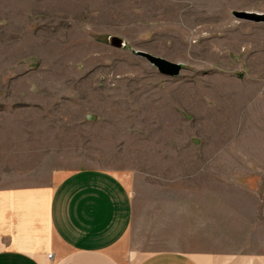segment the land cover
<instances>
[{"label": "rangeland", "instance_id": "rangeland-1", "mask_svg": "<svg viewBox=\"0 0 264 264\" xmlns=\"http://www.w3.org/2000/svg\"><path fill=\"white\" fill-rule=\"evenodd\" d=\"M234 12L264 0H0V186L127 177L143 256L190 250V188L264 197V19Z\"/></svg>", "mask_w": 264, "mask_h": 264}, {"label": "crops", "instance_id": "crops-1", "mask_svg": "<svg viewBox=\"0 0 264 264\" xmlns=\"http://www.w3.org/2000/svg\"><path fill=\"white\" fill-rule=\"evenodd\" d=\"M216 178L229 184L224 172ZM126 179L78 169L55 182L0 186V264H264L260 189L242 187L231 201L228 186L190 188V250L143 256L130 245Z\"/></svg>", "mask_w": 264, "mask_h": 264}, {"label": "water", "instance_id": "water-1", "mask_svg": "<svg viewBox=\"0 0 264 264\" xmlns=\"http://www.w3.org/2000/svg\"><path fill=\"white\" fill-rule=\"evenodd\" d=\"M233 15L236 18L243 19V18H262L264 19V16L261 14H249V13H238L234 12ZM115 45L114 43H110ZM116 46V45H115ZM135 54L143 59H145L150 65H152L159 74H161L164 77L174 79L180 76L181 71L183 70V65L179 63H173L168 60H165L163 58L153 56L149 53L138 51L135 52Z\"/></svg>", "mask_w": 264, "mask_h": 264}, {"label": "built area", "instance_id": "built-area-1", "mask_svg": "<svg viewBox=\"0 0 264 264\" xmlns=\"http://www.w3.org/2000/svg\"><path fill=\"white\" fill-rule=\"evenodd\" d=\"M51 257H52V255H51V254H50V255H48V258H49V259H51Z\"/></svg>", "mask_w": 264, "mask_h": 264}]
</instances>
